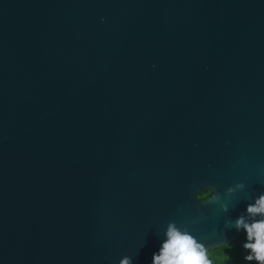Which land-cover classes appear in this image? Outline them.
<instances>
[{
	"label": "water",
	"instance_id": "water-1",
	"mask_svg": "<svg viewBox=\"0 0 264 264\" xmlns=\"http://www.w3.org/2000/svg\"><path fill=\"white\" fill-rule=\"evenodd\" d=\"M262 195L264 0H0V264L223 246Z\"/></svg>",
	"mask_w": 264,
	"mask_h": 264
},
{
	"label": "clouds",
	"instance_id": "clouds-1",
	"mask_svg": "<svg viewBox=\"0 0 264 264\" xmlns=\"http://www.w3.org/2000/svg\"><path fill=\"white\" fill-rule=\"evenodd\" d=\"M212 195L213 189L208 188L197 199L206 201ZM247 211L249 214L264 213V195L256 201L255 205H249ZM235 227L237 230L243 228L247 234L248 242L243 244V248L249 250V254L244 259L256 260L264 264V220L249 224L241 216L236 220ZM166 235L168 239L163 243L159 255L154 254L153 264H212V260L208 257V249L186 231L181 232L174 224H170ZM223 246L231 247L230 244ZM121 264H129V261L125 259Z\"/></svg>",
	"mask_w": 264,
	"mask_h": 264
},
{
	"label": "trees",
	"instance_id": "trees-1",
	"mask_svg": "<svg viewBox=\"0 0 264 264\" xmlns=\"http://www.w3.org/2000/svg\"><path fill=\"white\" fill-rule=\"evenodd\" d=\"M205 191L198 196L202 195ZM208 198H210V196ZM246 242H248L247 234L231 242L230 248L219 246L208 249V257L212 260V264H260V262L256 260L247 261L244 259V257L249 254V250L243 248V244Z\"/></svg>",
	"mask_w": 264,
	"mask_h": 264
}]
</instances>
